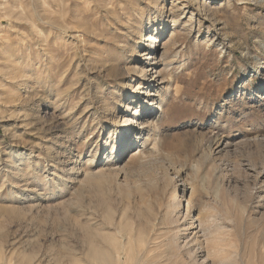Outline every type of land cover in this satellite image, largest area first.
Masks as SVG:
<instances>
[{"label": "rangeland", "instance_id": "obj_1", "mask_svg": "<svg viewBox=\"0 0 264 264\" xmlns=\"http://www.w3.org/2000/svg\"><path fill=\"white\" fill-rule=\"evenodd\" d=\"M0 264H264V0H0Z\"/></svg>", "mask_w": 264, "mask_h": 264}, {"label": "bare ground", "instance_id": "obj_2", "mask_svg": "<svg viewBox=\"0 0 264 264\" xmlns=\"http://www.w3.org/2000/svg\"><path fill=\"white\" fill-rule=\"evenodd\" d=\"M191 12H192V11H191ZM185 16H186V15H185ZM146 28H147V27H146ZM148 29H149V28H148ZM153 59H154V58H153ZM135 66H136V65H135ZM167 66H168V65L164 63V65H163V69L160 70L158 73H159V74H163V73L165 72ZM133 69H134V68H132V70H133ZM133 71H134V70H133ZM140 84H142V82H140ZM162 84H163V78H162L161 80L155 81L154 84L152 83L151 87H153V88H155V89H156V88L159 89V88H161ZM140 87H141V86H140ZM132 104H134V106H137V105H138V108H139V104H140V103H136V102L133 101ZM147 112L150 113L151 110H148ZM150 114H151V113H150ZM152 115H153V114H151V115H149V116H152ZM145 123L148 124V123H149V120H146ZM133 158H134V157H133ZM134 159H138L137 156H136ZM118 170H119V169H118ZM181 207H184V205H183L182 203H180V205L178 206V208H181Z\"/></svg>", "mask_w": 264, "mask_h": 264}]
</instances>
